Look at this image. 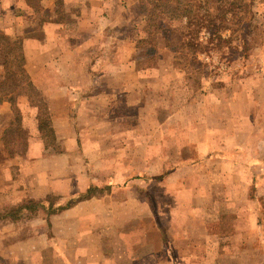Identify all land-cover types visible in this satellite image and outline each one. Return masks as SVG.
<instances>
[{
  "label": "crops",
  "instance_id": "crops-1",
  "mask_svg": "<svg viewBox=\"0 0 264 264\" xmlns=\"http://www.w3.org/2000/svg\"><path fill=\"white\" fill-rule=\"evenodd\" d=\"M58 1L41 0L37 10L26 0H0V32L22 39L31 81L44 96L53 97L47 115L64 150L45 151L37 128L44 107H32L22 97L18 105L24 127L31 131L30 144L25 158H12L3 137L14 113L9 102L0 103V264H264V134H251L248 121L237 122L234 136H226L219 125L211 132L201 125L204 133L187 135L184 125L178 148L192 150L195 157L177 165L171 163L174 155L165 152L176 145L174 138L164 133L163 151L154 152V139L147 138L145 144L151 146L142 156L143 141L133 132L123 139L107 135V123L98 122L100 109L92 103L104 112L105 98L122 91L119 81L125 75L136 81L138 74L74 77V57L80 51L67 34H80L77 46L89 49L96 42L93 35L106 34L115 24L116 10L127 15L126 8L135 7L136 0H62L66 17L57 12ZM84 20L86 26L79 23ZM36 33L44 38L31 35ZM115 38L114 46L120 44ZM114 55L110 61H100V56L90 61L96 66L128 63ZM82 93L86 154L80 155L78 137L67 126L71 109L77 108L70 100ZM124 159L128 167L121 165ZM51 195L61 201L57 206L74 203L50 216L40 211L28 218L24 212L13 220L5 214ZM253 242L263 250L254 252Z\"/></svg>",
  "mask_w": 264,
  "mask_h": 264
},
{
  "label": "rangeland",
  "instance_id": "rangeland-1",
  "mask_svg": "<svg viewBox=\"0 0 264 264\" xmlns=\"http://www.w3.org/2000/svg\"><path fill=\"white\" fill-rule=\"evenodd\" d=\"M191 1L202 8L199 7L198 25L189 29V41L177 42L157 35L150 42H141L142 38L146 41L148 36L142 32L143 17L137 3L135 7L126 8L127 15L121 14L119 9L116 10L115 24L109 27L110 31L106 34L93 35L91 40L96 42L89 49H86V45L77 46V41L80 44L82 40L80 34H67V41L71 37L75 41L72 46L80 51L74 57V77L95 72L138 74L136 81L134 77L126 75L119 81L122 91L111 100L105 98L107 105H103L104 112L101 107L98 108L99 103H92L93 106H98L96 111L100 109L97 114L98 122L107 123L106 127H103L106 134L123 139L127 133L133 132V136L143 141L138 153L142 156L151 146L145 144L147 138L154 139L151 146L154 152L159 149L163 151L161 147H165L162 144L164 133L171 141L174 138L176 144L165 147L166 153L174 155L171 159L174 165L182 163L184 158L188 161L195 157L192 150L184 151L178 148L176 139L185 136L184 130L182 132L180 129L184 125L188 126L187 135L190 132L201 134V125L209 132L219 125V129L225 132L226 136H234L237 132V122L242 124L243 121H248L251 134H264V130L258 128L260 123H264V7L257 11L261 1L257 0L256 7H250L247 11L236 9L235 15L226 11L222 0L187 2ZM65 12L63 5L61 14L66 17ZM78 12L79 9L76 8L75 13ZM208 18L212 21L211 27L206 25ZM79 23L86 26L89 21ZM182 24L185 25L186 20H182ZM194 35L197 36L196 39ZM34 36L42 39L43 34L36 33ZM89 36H85L86 41ZM114 38L121 45H112ZM11 40V45L18 46L16 40ZM102 43L107 44L105 50L101 49ZM198 43L200 46H197ZM114 53H119V58L128 60V63L123 62L121 65V61L118 64L105 61V65L96 66L90 61L98 60V56L100 61L102 58H109L110 61V58L115 57ZM14 54L17 55L15 52ZM2 76L3 72L0 70V82ZM109 81H112V78ZM81 82L85 87L84 80ZM55 83H58V79ZM84 94L71 98L70 104L77 108L71 109L70 123L67 126L74 136L78 137L76 152L80 155L86 154V128H83L86 127V114L81 113L86 99ZM42 96L47 104L43 106V116L49 117L46 107L53 97ZM165 122L166 125L163 126ZM257 142L252 140V145H257ZM55 150L59 154L64 152L58 140ZM128 163L130 162L126 159L121 161L124 167H128ZM52 199L55 204L61 203L56 196ZM72 202L74 200L69 203ZM18 208L19 206L8 209L5 214L12 219ZM40 211L48 213L47 209ZM252 244L254 252L263 250L258 242Z\"/></svg>",
  "mask_w": 264,
  "mask_h": 264
},
{
  "label": "trees",
  "instance_id": "trees-1",
  "mask_svg": "<svg viewBox=\"0 0 264 264\" xmlns=\"http://www.w3.org/2000/svg\"><path fill=\"white\" fill-rule=\"evenodd\" d=\"M26 1L35 9H40L41 0ZM187 1L136 0L140 15L143 17L144 26L142 32L148 36L146 41L143 38L140 41L144 43L150 42L157 35H162L165 39L177 42L188 40V37L191 35L189 29L198 25L199 19L197 17L200 13V6L198 7L193 1ZM256 1L257 0H222V3L228 13H233L235 15L236 9L247 11L250 7L255 8L257 5ZM260 1L257 11H260V9L264 7V0ZM59 4H61V6H59ZM63 5L64 3L62 0H59L56 5L60 17L63 16V14H61ZM226 11L225 14L227 13ZM182 20H186L185 25L182 24ZM206 23L208 27H211L212 21L209 18ZM194 37L196 39L197 36L194 35ZM11 41L10 37L0 32V70L3 72V78L0 82V103L9 102L12 105L14 113V120L5 131L3 142L12 158H25L30 144V131L28 128L24 127V118L18 102L22 97H26L32 107L38 108L46 106L47 104L45 103V98L42 96L43 94L33 84L25 69L22 39L16 40L18 46L11 45ZM197 46H200V44L198 43ZM14 52L17 54L16 56H14ZM37 121V128L44 144L45 151L58 153L55 150L57 136L54 121L50 117L45 116H38ZM52 198L53 196L51 195L41 201H30L20 206L12 215V219L17 220L24 212H26L29 218H33L38 216L37 214L40 210L45 209L48 211L47 215L50 216L60 213L68 207H71L74 203H68L65 206H57L58 204H55Z\"/></svg>",
  "mask_w": 264,
  "mask_h": 264
}]
</instances>
